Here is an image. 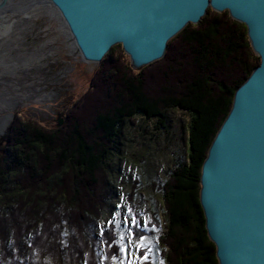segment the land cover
I'll list each match as a JSON object with an SVG mask.
<instances>
[{"label": "trees", "instance_id": "16d2710c", "mask_svg": "<svg viewBox=\"0 0 264 264\" xmlns=\"http://www.w3.org/2000/svg\"><path fill=\"white\" fill-rule=\"evenodd\" d=\"M115 46L92 90L68 107L59 127L26 120L0 149V264H112L114 225L97 232L111 187L121 135L136 118L167 124V111L188 115L187 158L174 161L154 189L165 225L163 264H218L198 201L207 149L235 89L255 68L243 25L210 10L167 44L165 56L134 72ZM125 58V57H124ZM152 70V71H150ZM104 257V259H102Z\"/></svg>", "mask_w": 264, "mask_h": 264}, {"label": "water", "instance_id": "95a60500", "mask_svg": "<svg viewBox=\"0 0 264 264\" xmlns=\"http://www.w3.org/2000/svg\"><path fill=\"white\" fill-rule=\"evenodd\" d=\"M208 10L245 27L259 63L235 89L207 149L198 201L218 264H264V0H0V37L12 19L43 16L92 74L118 45L139 71Z\"/></svg>", "mask_w": 264, "mask_h": 264}, {"label": "rangeland", "instance_id": "374dc122", "mask_svg": "<svg viewBox=\"0 0 264 264\" xmlns=\"http://www.w3.org/2000/svg\"><path fill=\"white\" fill-rule=\"evenodd\" d=\"M39 22L33 20L28 26L22 23L24 27L15 31L9 28L3 33L4 37H0V43L9 42L11 46H16L11 56L39 58L32 65L15 67L11 71L6 69L2 72L0 68V119L4 116L8 118L5 127L0 130V149L6 144L10 128L18 127L26 120L49 130L59 127L65 110L92 90L91 84L99 69L92 74L94 69L90 70L89 65L69 54L61 37L41 49L45 40L53 36ZM49 24L52 30L55 23L51 21ZM54 46L57 49L49 54L46 50ZM119 54L129 64L122 49L116 50L115 56ZM188 120L187 114L168 110L165 129H160L155 119L145 121L136 118L133 124L126 122L120 151L113 159V170L108 178L112 197L108 209L97 223V232L114 225L116 242H120L123 236V242L127 244L131 241L132 245L139 235H145L148 238L146 242H150L154 250L148 264H153V261L154 264H163L158 237L165 225L164 210L154 185L166 179L174 161H186ZM117 204L121 207L116 208ZM114 211L118 213L115 217ZM125 214L128 225L124 222ZM133 216L141 224L146 219L148 229H133L135 237H129L128 227Z\"/></svg>", "mask_w": 264, "mask_h": 264}, {"label": "snow or ice", "instance_id": "6c2138e0", "mask_svg": "<svg viewBox=\"0 0 264 264\" xmlns=\"http://www.w3.org/2000/svg\"><path fill=\"white\" fill-rule=\"evenodd\" d=\"M121 199L123 197L121 196ZM121 205L117 204L116 208H120ZM128 210H125L127 212ZM118 215L115 211L113 212V216L115 217ZM125 225H128V217L125 214L124 217ZM109 224H111V221H109ZM133 229H140L142 231H146L148 229V221L145 219L143 221V224L137 221L136 217L133 216L131 218V226L128 227V236L129 237H135V233ZM152 230L154 231V226L152 227ZM101 235L103 236V231H101ZM148 238L141 234L136 238V242L134 245L131 244V241L129 243H124L123 236L120 238V242L114 241L112 244L106 245L107 247H116L117 251L112 254L110 257L112 264H148V261L153 254L154 250L151 246L150 242H146ZM104 259V257H102ZM154 264V261H153Z\"/></svg>", "mask_w": 264, "mask_h": 264}, {"label": "flooded vegetation", "instance_id": "af4514ba", "mask_svg": "<svg viewBox=\"0 0 264 264\" xmlns=\"http://www.w3.org/2000/svg\"><path fill=\"white\" fill-rule=\"evenodd\" d=\"M37 15H31V16H28L24 19H22L21 21H16V20H13L12 19V24H11V29L15 31L16 28H19L21 26H23L22 23H24L26 26L30 25L31 22L33 20H40L41 22H39L40 24L39 25H42L44 30H47L50 34H52V38H50V40H45V42L40 46L41 49H43V47H46L48 46L49 44H52V42H55L56 40H58L61 35L55 31V26L53 27L52 30L49 29V26H50V22L49 20H47L46 17H36ZM24 27V26H23ZM39 27V26H38ZM34 28H36V25L34 26ZM13 31V32H14ZM3 38V37H2ZM61 43L59 42V45ZM16 46H11V44L8 42L7 44H5V42L3 43H0V68L3 69L2 72H5L6 69L7 70H14L15 67H20V66H28V65H32L34 64V62L36 63L39 58H35L37 59L35 61L34 58H21V57H13L11 56V51L13 50H16L15 48ZM57 48H52V47H49L46 51L49 52V54H51L50 52L51 51H54L56 50ZM7 116H4L3 118L0 119V130L3 129L7 123Z\"/></svg>", "mask_w": 264, "mask_h": 264}]
</instances>
